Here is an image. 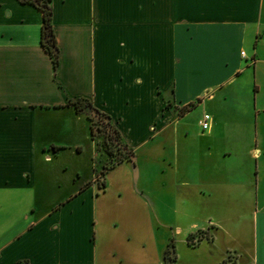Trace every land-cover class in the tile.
<instances>
[{
  "label": "crops",
  "instance_id": "obj_1",
  "mask_svg": "<svg viewBox=\"0 0 264 264\" xmlns=\"http://www.w3.org/2000/svg\"><path fill=\"white\" fill-rule=\"evenodd\" d=\"M51 8L57 68L42 11L0 0V264H162L171 241L175 264H264V0ZM80 97L131 160L102 173ZM198 106L207 130L185 119ZM65 152L80 164L63 183Z\"/></svg>",
  "mask_w": 264,
  "mask_h": 264
},
{
  "label": "trees",
  "instance_id": "obj_2",
  "mask_svg": "<svg viewBox=\"0 0 264 264\" xmlns=\"http://www.w3.org/2000/svg\"><path fill=\"white\" fill-rule=\"evenodd\" d=\"M22 2H29L37 6L43 15V21L41 25L40 43L46 52L51 56L54 68H57L59 64V48L54 33L52 24V8L51 0H20ZM71 104L75 107L76 111L80 112L85 107H88L90 111L98 117V119L105 120L106 122V134L101 142L103 152L108 156V161L103 165L102 173L115 166L122 160L133 158V150L126 144L121 142L119 131L114 128L110 122L109 115L100 111L92 105V102L87 98H76ZM196 105V102H190L180 109V112H186L192 109ZM88 118L91 121V131L95 135L94 126L96 124L93 115L88 114ZM58 149V148H57ZM206 229H199L195 233H191L187 236V243L189 245H196L203 237L207 236ZM176 251L174 243L171 241L163 252L162 264H175Z\"/></svg>",
  "mask_w": 264,
  "mask_h": 264
},
{
  "label": "rangeland",
  "instance_id": "obj_3",
  "mask_svg": "<svg viewBox=\"0 0 264 264\" xmlns=\"http://www.w3.org/2000/svg\"><path fill=\"white\" fill-rule=\"evenodd\" d=\"M90 114L93 115V118L96 122L94 126L95 133L103 135V138H104V135L106 134V130H107L106 123H105L106 121L98 119V117L94 115L92 111H90ZM202 114H203V110L198 106V107H195L193 110L189 111L188 113H186L185 119L189 123L191 122L194 123L195 121H197L198 117L202 116ZM55 162H56V165L66 164L67 166L65 170L61 172H57L58 177H60L63 180V183L71 178V174L73 173V168L80 164L79 159L74 158L68 152L61 154ZM36 205L38 208H42V209L43 208L46 209V207L49 206L48 203H37ZM221 264H223V262Z\"/></svg>",
  "mask_w": 264,
  "mask_h": 264
},
{
  "label": "built area",
  "instance_id": "obj_4",
  "mask_svg": "<svg viewBox=\"0 0 264 264\" xmlns=\"http://www.w3.org/2000/svg\"><path fill=\"white\" fill-rule=\"evenodd\" d=\"M242 54L244 55V51H242ZM210 121H211V116L209 113L204 112L201 116V118L199 119L198 123L199 126L201 128V130H207L210 127ZM223 264H235V260L230 258V254L227 257V259L225 260V262H223Z\"/></svg>",
  "mask_w": 264,
  "mask_h": 264
}]
</instances>
